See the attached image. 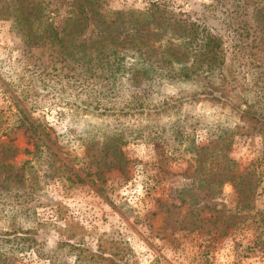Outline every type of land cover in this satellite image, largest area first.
Listing matches in <instances>:
<instances>
[{"label":"rangeland","instance_id":"1","mask_svg":"<svg viewBox=\"0 0 264 264\" xmlns=\"http://www.w3.org/2000/svg\"><path fill=\"white\" fill-rule=\"evenodd\" d=\"M72 1L50 0L57 25ZM151 1H100L94 11L128 40ZM162 1L191 21L215 3ZM207 15L197 23L219 30L223 85L219 69L189 80L157 70L147 81L117 47L124 58L114 77L91 55L100 79L84 82L73 47L30 45L0 19V143L11 147L10 180L0 183V264H264V51L244 47L254 46L242 43L253 34ZM91 27L77 43L100 39ZM112 48L98 60H113ZM249 108L256 120L241 117ZM216 147L235 163L237 183L219 187L211 177L216 169L203 159L218 158Z\"/></svg>","mask_w":264,"mask_h":264},{"label":"trees","instance_id":"2","mask_svg":"<svg viewBox=\"0 0 264 264\" xmlns=\"http://www.w3.org/2000/svg\"><path fill=\"white\" fill-rule=\"evenodd\" d=\"M100 1L105 3L107 0H73L70 4L71 9L68 11L70 16L64 20L63 25H57L55 21V14L58 11L57 4L54 3L51 7L50 0H0V19L10 20L22 39L30 45L42 44L50 50L58 48L56 50L58 53L59 50L65 52L69 49L68 47H73L79 53V59L75 61L83 67L78 77L84 82L93 79L97 74L92 66H96L93 64L94 60L98 65L96 67L106 69L107 78L114 77L121 68L122 63L120 62L124 58L117 53L115 49L117 47L126 50L125 57L132 56L133 62H131L130 70L147 81L156 77L157 70L163 78L169 75L181 80H189L202 72L213 74L217 71L216 69H219L216 75L223 85L229 80L224 61V42L218 35L217 28L209 26L210 29L207 30L204 25L197 23V20L205 21L206 14L212 15L218 21L223 18L222 21H226L222 22L225 28L232 29L233 32L240 26V33L244 31L247 37H251L250 33L253 34L250 41L246 39L242 43L252 42L254 46L245 45L244 47L248 46V49L254 47L264 51V27H259V22L263 18L264 4H261L264 0H214L215 3L212 2L211 5L206 6V10L196 21H191L190 17H185L181 11H176L171 4L169 6L162 0H153L147 9L138 12L135 16V23L130 25L132 28L129 30L132 33L128 40H120L118 27L113 29L110 27L113 21H105L104 15L94 11V6H97ZM218 5L222 9L217 10ZM104 14L106 15V12ZM146 15L153 18L152 23L138 19ZM137 20L141 22H136ZM149 22L153 28L148 27ZM89 26H92V29L98 26L100 39L88 44L87 40L81 39L80 43H77L79 36ZM165 34H168L169 38L162 43L161 40ZM109 43L114 45L110 52L113 60L106 58L104 62L99 61L98 58H102V51ZM93 48L94 51L91 50ZM91 55H95L94 60ZM94 79H100V77ZM249 109L250 112L248 109L242 111L241 117L256 120L257 116L252 114L256 111ZM257 120L258 131L264 138V118L260 117V120ZM10 148V141L0 143L1 184L10 180V163H8ZM214 149V146L207 147L205 151ZM216 149L219 151L218 158L208 155L203 159L210 168L215 167L216 169L211 177L215 178L213 180H216L219 187L227 182L237 183L240 175L235 171V163L228 158L226 150L222 149L223 152H220L219 147ZM213 159L217 161V165H212ZM208 174H211V171ZM2 175H5L3 180H1ZM14 178L21 181L23 177Z\"/></svg>","mask_w":264,"mask_h":264}]
</instances>
